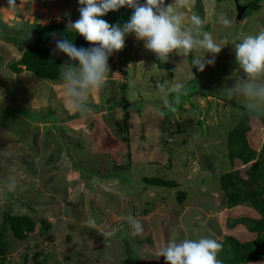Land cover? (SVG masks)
Segmentation results:
<instances>
[{
    "label": "rangeland",
    "instance_id": "obj_1",
    "mask_svg": "<svg viewBox=\"0 0 264 264\" xmlns=\"http://www.w3.org/2000/svg\"><path fill=\"white\" fill-rule=\"evenodd\" d=\"M249 1L205 0L204 26L218 43L225 39L229 43L226 47L221 43L224 48L215 64L206 66L197 78L199 70L193 67L190 56L171 54L174 76L170 77L153 63V53L144 48L143 41L127 37L124 49L109 58L108 81L100 93L91 96L93 112L87 118L66 108L62 80L53 83L39 79L24 67L22 73H15L12 64L22 53L18 41L8 40L14 36L21 41L34 39L38 24L66 26L69 20H77L78 0H35L34 5L16 0L15 8L0 1V148L6 152L10 147L22 160L6 171L0 167V226L2 215L10 207L13 214L38 223L24 241L8 232L10 254L5 262L0 259V264H20L28 250L33 255L34 247L44 250L41 256L47 258L45 264H119L120 259L121 264H127L129 257L145 264L153 261L168 242L199 239L208 232L219 242L229 234L248 232L230 229L237 219L262 218L264 214L248 204L228 208L219 182L221 175L239 170L245 183L252 181L249 168L236 166L238 159L232 164L228 156L235 136L232 130L246 118V100L230 98L224 91L245 75L236 62L232 42L264 31V1L260 9H251L245 19L237 20V5L247 6ZM184 11L183 26L191 28L194 11ZM222 15L231 21L230 27L220 23ZM61 57L63 63L68 60L64 54ZM157 80L165 82L163 93L156 88ZM176 83H183L188 94L173 105L175 111L164 110V94L173 101ZM200 92L211 96L204 98ZM191 94L196 95L190 98ZM17 106L35 120L19 112ZM52 113L56 121L50 117ZM253 113H248L251 121L260 113L257 120L264 126V110ZM166 118H174L179 126L169 122L170 127H162ZM252 136L261 138V133L253 132ZM252 146L257 149L256 144ZM38 152L40 156L33 155ZM79 152H86L89 158ZM257 153L264 161L262 147ZM41 159L53 160L50 172L39 173L35 161ZM7 170L15 173L14 178ZM54 176L58 180H53ZM146 177L181 186L145 188L142 180ZM13 179L17 181L15 191H7ZM202 179L206 180L204 186ZM45 190L50 192L46 202L32 198ZM177 190L187 193L183 205L177 200ZM147 209L150 215L142 217L143 231L137 234L128 217L138 221ZM150 217H155L157 227L146 224ZM90 219L94 225L88 223ZM253 236L258 237L247 235ZM244 239L242 235L239 241L251 245L260 242ZM261 262L264 260L253 264Z\"/></svg>",
    "mask_w": 264,
    "mask_h": 264
},
{
    "label": "clouds",
    "instance_id": "obj_2",
    "mask_svg": "<svg viewBox=\"0 0 264 264\" xmlns=\"http://www.w3.org/2000/svg\"><path fill=\"white\" fill-rule=\"evenodd\" d=\"M7 3L10 8L17 7L16 0H7ZM20 3L34 5L35 0H20ZM78 4L79 18L69 20L66 28L68 32L83 37L92 47H76L69 39L63 38L55 40L51 52L68 57L59 67L65 105L81 118H87L93 112L90 98L105 88L110 72L109 58L124 49L129 35L143 41L144 48L163 64L169 62L172 53L188 57L197 52L191 63L200 72L206 66L214 65L217 55L229 43L227 39L223 40L221 43L225 46L222 47L211 32L203 31L204 20L195 12L190 17L192 27L183 26L184 10L194 9L196 0H170L168 3L166 0H144L143 3L141 0H78ZM125 7L132 10V15L122 25L110 24L103 19L109 12H118ZM220 23L224 27L231 26V21L223 15ZM232 43L236 62L245 75L224 91L230 98H244L250 112L264 110V31L245 35ZM164 83L156 81V88L162 93ZM174 88L177 95L173 101H169L164 94V104L172 111H175L173 105L180 103L181 95L188 94L183 83H176ZM15 188L16 181L13 179L8 183L7 191H15ZM128 222L137 234L143 231L134 217H128ZM88 223L94 225L95 221L90 219ZM220 242L208 237L185 239L179 243L171 241L164 246L160 256L165 264H221L217 258L222 248Z\"/></svg>",
    "mask_w": 264,
    "mask_h": 264
},
{
    "label": "trees",
    "instance_id": "obj_3",
    "mask_svg": "<svg viewBox=\"0 0 264 264\" xmlns=\"http://www.w3.org/2000/svg\"><path fill=\"white\" fill-rule=\"evenodd\" d=\"M264 0H251L247 4L248 11L251 9H260V3ZM143 3L144 0H141ZM170 2V0H166V3ZM205 0H196L195 8L192 9L197 15L201 17L202 20L205 18ZM246 6V5H244ZM252 10V11H253ZM245 14V15H246ZM132 15V10L128 8H122L118 12H109L103 19L107 20L110 24H123L127 22ZM245 15L243 19H245ZM36 36L34 39L26 40H18L17 37H12L8 40L18 41V50L22 53L19 60L12 64V70L15 73H22L23 67L26 71L33 73L38 78L51 81L53 83H59L61 81L60 76V66L63 64L61 54L53 55L51 50L55 47L56 39L67 38L71 42L75 44L76 47H92V45L88 44L83 37L76 35L75 33L68 32L66 26L64 24H58L56 22L51 23L47 26H43L38 24L36 27ZM203 31L208 32V27L203 26ZM129 35L128 37H131ZM133 37V36H132ZM191 58L193 54L189 55ZM172 55H170L169 62L167 64L160 63V61L152 55V60L155 65H157L158 69L161 71H166L170 77L174 76V67L171 64ZM111 59H109L110 61ZM200 71L197 73V77H199ZM196 94H191L190 98L195 96ZM200 95H204L202 97L207 98L203 93H199ZM225 97V96H224ZM223 100V99H222ZM171 101V100H170ZM224 101V100H223ZM178 105V104H177ZM25 115H29L30 120H35V117L29 114L27 110H24L22 107L17 106ZM16 107V108H17ZM110 107V106H109ZM15 108V109H16ZM168 108L165 107L164 110ZM246 108V106H245ZM128 110V109H126ZM164 110L162 112H164ZM248 111L245 109L246 118L243 119L242 123L235 129L232 130L234 133V138L229 143L230 153L228 154L229 158L232 160V164L238 159L239 165L244 168H249L250 179L251 182H246L240 176V172H227L221 175L219 182L220 188L224 193V198L226 201L225 204L228 208H234L241 204H248L255 207L257 210H260L264 214V161L260 160V155L257 153L256 149H253L251 143L248 142V134H251L253 129L258 126L257 117L260 113H258L255 117H252L253 121H251V116L248 117ZM253 113V112H252ZM254 114V113H253ZM256 114V113H255ZM50 117L53 120H57L54 116V113L50 114ZM181 117V116H179ZM170 123H173L175 126H179L178 121L175 122L174 118H166L163 123L166 125H162V127H170ZM178 128V127H177ZM169 130V129H168ZM181 129L178 128L177 132H180ZM174 132V131H173ZM180 134V133H179ZM172 133H168V136H171ZM174 135V134H173ZM128 140V139H124ZM23 145V141L21 142ZM235 145V146H234ZM252 147H251V146ZM240 146L239 149L235 150L234 147ZM33 151V150H32ZM85 159L86 152H79ZM89 155V154H88ZM263 155H264V145H263ZM263 158V157H262ZM237 166V164H235ZM250 166V167H249ZM240 168V167H239ZM212 169H209L211 171ZM208 176V175H207ZM210 182V177H209ZM143 184H145V188H149V186L157 188H170V189H178L181 184L170 181L166 179H161L158 177L155 178H144L142 180ZM206 180H201V185L204 186ZM243 184H246L243 186ZM147 185V186H146ZM201 186V187H202ZM256 186V188H255ZM178 196L177 200L180 205L185 203L187 198V193L183 191L177 190ZM17 200V199H16ZM13 207H10L7 211L2 215V221L0 226V259L1 262H5L7 260L8 255L10 254V243L7 241L8 232H12L15 238L19 241H24L27 238V233H33L36 229V223L32 218L24 215L13 214ZM149 210H145L140 213V216H146ZM141 222L140 224H143ZM38 224V223H37ZM43 226L47 227L46 223L43 221ZM148 224V222L146 223ZM238 225H245L251 233L256 234L258 237L255 241H260L256 245H251L250 243L242 244L237 237L232 235H227L220 242L222 248L218 253V259L221 261V264H249L253 262H258L264 258V215H262L261 219H255L251 217H242L234 221L230 226L236 227ZM42 226V227H43ZM157 226V225H155ZM43 227V228H44ZM47 229V228H46ZM48 230V229H47ZM17 250V249H16ZM252 251V252H251ZM44 250L41 247H34L33 255L29 250L23 256L20 264H45L47 258H42L41 255H44ZM129 264H141V260H137V258L129 257ZM143 264V263H142Z\"/></svg>",
    "mask_w": 264,
    "mask_h": 264
},
{
    "label": "crops",
    "instance_id": "obj_4",
    "mask_svg": "<svg viewBox=\"0 0 264 264\" xmlns=\"http://www.w3.org/2000/svg\"><path fill=\"white\" fill-rule=\"evenodd\" d=\"M3 4L4 3H6V1L7 0H0ZM263 4H264V2H263ZM4 6V5H3ZM264 9V5H262V10ZM3 25V24H2ZM1 26V25H0ZM50 82V81H49ZM264 126L261 124V122L260 121H258V126L257 127H255L254 129H253V131H252V135H253V132L255 133V132H260L261 133V138L260 137H258L257 139H254V137L251 135V134H248V142L249 143H251L252 145H255L256 144V147L255 148H257L256 150L257 151H260V149H261V147L263 148V145H262V137H264L263 136V132H264ZM263 131V132H262ZM258 140H260V143L258 144ZM9 144V143H8ZM258 145V146H257ZM9 149H10V151H4V147L3 148H0V157H3L4 159L1 161L0 160V167L2 168V169H5V171H6V168L8 167H11L12 165H14V164H17V163H20V161H22L21 160V157H19V155L18 154H16V155H14L13 153V151H12V149L9 147ZM33 152H34V150H33ZM33 154V153H32ZM33 155H35V156H40V154H39V152L38 153H34ZM92 157V156H91ZM45 162H48V163H45ZM50 162H53V160H50V161H48L47 159H41L40 160V162L39 163H36V161H35V166H36V168H37V170L39 171V173L40 172H42L43 173V171H51V166H50ZM41 163H43V164H41ZM237 165H239L238 163H236ZM7 168V169H8ZM242 168V167H241ZM244 168V167H243ZM8 171V170H7ZM10 174L12 173V172H10V171H8ZM15 174V173H14ZM14 174H11V176L14 178ZM16 174H19V173H17L16 172ZM20 176V175H19ZM63 180H66V179H64V178H62ZM53 180H58V179H56V176H54V179ZM16 185H17V181H16ZM49 185H50V183H49ZM25 189H27V188H25ZM24 189V190H25ZM24 190L21 192V193H24ZM45 192V193H44ZM43 193H41V194H39V195H37V196H35V197H32V198H34L36 201H39V202H46V198H47V196H46V194H50V192H49V190H45ZM52 198V197H51ZM19 199V198H18ZM63 199V198H62ZM16 200V199H15ZM55 199H53V200H51L50 199V201H54ZM67 199H64V201H66ZM19 201H20V199H19ZM33 201V200H32ZM49 201V202H50ZM57 201V200H56ZM59 201H61V200H59ZM70 201V200H69ZM68 201V202H69ZM22 202V201H21ZM34 203V202H33ZM48 203V202H47ZM57 204V203H56ZM247 205V204H246ZM241 206H243V205H241ZM220 206H218V208H219ZM237 208H238V206H237ZM191 209H193V208H191ZM190 209V210H191ZM229 211H230V209H228ZM229 211H228V213H229ZM225 212H226V210H225ZM228 213H226V214H228ZM148 215H150L149 214V212H148V214L146 215L147 217H148ZM218 214H216L215 216H217ZM146 216H140L137 220L139 221V223H141V220L143 219L142 217H146ZM153 216H156V215H153ZM206 216H208L207 214H206ZM246 217H248V216H246ZM155 219V217H153V219H151V217H150V219H147L146 221L148 222V224H150L151 226L153 225V226H155L156 225V222L155 221H153ZM136 220V219H135ZM222 220V219H221ZM209 221H210V219H209ZM146 222V223H147ZM144 224V223H143ZM219 225V224H218ZM157 227V226H156ZM36 229H37V227H36ZM209 229H211V228H209ZM214 229H217V227L216 228H214ZM230 229H239V230H241V229H248L246 226H243V225H238V226H236V227H232V226H230ZM243 231V230H242ZM184 233V232H183ZM183 233H181L182 235V237L184 236L183 235ZM209 233V235H204V237H208V238H211V236H212V232H208ZM249 234H253L254 235V233H250L249 232V230H248V232L247 233H243L242 232V234H241V232L239 233V235L237 236V235H233L232 234V236H235V237H237V238H239V240H240V238H241V236L243 235L244 236V240H248V241H253L254 239H255V236H253V238H248L247 237V235H249ZM229 235H231V234H229ZM190 238V237H189ZM200 238V237H199ZM215 240L217 239L216 238V235H214V237H213ZM191 240H197L196 238H193V239H191ZM154 259V260H153ZM152 260L153 261H146L147 263H145V264H165V261H164V259H163V257H161L160 256V253H159V255L158 256H155V258H153ZM128 261V260H127ZM121 262H122V259H120V261H119V264H121ZM129 262V261H128ZM127 264H129V263H127ZM143 264H144V262H143Z\"/></svg>",
    "mask_w": 264,
    "mask_h": 264
},
{
    "label": "water",
    "instance_id": "obj_5",
    "mask_svg": "<svg viewBox=\"0 0 264 264\" xmlns=\"http://www.w3.org/2000/svg\"><path fill=\"white\" fill-rule=\"evenodd\" d=\"M248 6L237 5V20L241 21L243 16L246 14Z\"/></svg>",
    "mask_w": 264,
    "mask_h": 264
}]
</instances>
